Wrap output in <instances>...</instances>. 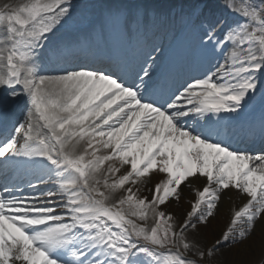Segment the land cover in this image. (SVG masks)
<instances>
[{"label":"snow or ice","instance_id":"snow-or-ice-1","mask_svg":"<svg viewBox=\"0 0 264 264\" xmlns=\"http://www.w3.org/2000/svg\"><path fill=\"white\" fill-rule=\"evenodd\" d=\"M70 2L29 0L0 11V88L16 89L9 92L13 100L23 89L30 106L26 124L15 129L23 132L24 142L17 146L12 139L0 145V159L45 161L65 198V211L59 213L50 205L30 203L40 197L0 195V264H68L56 253L70 256L71 264H209L219 245L246 242L256 223L264 220V155L234 153L210 139L207 122H194L190 128L187 118L237 113L258 89L256 74L264 72V0L226 4L244 23L225 39L242 51L213 74L223 83L213 76L191 82L164 106L143 101L142 85H124L106 73L77 69L43 76L29 67L45 38L69 14ZM208 40H215L213 29ZM149 77L145 69L141 79ZM81 142L83 154L75 155ZM101 150L110 154L97 156ZM111 161L128 171L114 183L105 180L101 191L94 186L100 183L96 174ZM120 167L109 166L106 173L115 176ZM153 174L165 179L155 180L150 202L128 188L115 207L106 206L110 192L141 180L152 183ZM194 179L206 184L174 227V217L163 206L180 203L182 186ZM230 188L248 197L247 203L233 212L216 243L197 255L195 242L185 235L210 222L221 194ZM55 196L54 191L48 194L49 199ZM121 206L134 209L138 220L151 211L156 226L150 233L137 228L116 210ZM181 250L193 258L185 259Z\"/></svg>","mask_w":264,"mask_h":264},{"label":"bare ground","instance_id":"bare-ground-1","mask_svg":"<svg viewBox=\"0 0 264 264\" xmlns=\"http://www.w3.org/2000/svg\"><path fill=\"white\" fill-rule=\"evenodd\" d=\"M144 1L148 2V4L143 2V0H129V1L71 0L70 4L67 5L69 7V14L65 16L56 26V28L45 38L43 45L44 46L48 45V43L56 37L59 36L65 37L67 34H73L76 28L82 27L86 23L94 21L97 16H99L100 19L106 16L108 17V15L114 17L120 11L124 10L128 6V4L136 6V8H138L140 11L144 13L145 10L143 9L145 3L148 9L151 8L150 13L151 14L153 12L155 13L154 14L156 16L155 24L158 33L161 31H165V35L169 36L172 33V31H175L174 28L177 24H180L182 22L183 23L182 27L188 26L189 28L190 23H192L194 19H196V21L199 22L197 24L201 26L199 30L196 29V32H194L197 38L208 35L209 29H213L215 34V40L212 41V45L214 46L213 47L214 51L212 57L208 59V61H211V63H208L207 66L202 70H200L201 66L198 65L197 67L190 66V70H192L191 71L192 76L194 75L195 77L198 78L197 75H200L201 73H206L207 77L213 76V74L217 72L220 67L225 66L224 59H229L232 53L235 56L236 53L242 51L238 46L229 45L225 42L226 37L232 32V30L237 25H242L244 23L241 17L229 11L228 8L226 7V4H228L229 2L236 4L238 3V0H205L206 2L200 6H198L199 3L197 2V0H186V1L164 0V3L161 0H156L158 1V3H160L159 7L153 5L152 3L153 0H144ZM27 2H29V0H0V11H3L6 7L9 9L18 8L19 6ZM175 4H177L178 7L175 8L176 6ZM185 4L186 6L184 12L182 7ZM179 11L183 12L182 15L178 14ZM201 14H204L206 18L203 19L201 17ZM125 18L123 19V21H125ZM194 33L192 36L195 37ZM74 35L75 33L72 36ZM221 38L222 39L224 38V41L223 43H220L218 46L217 40ZM157 39L158 41H156ZM180 39L181 38H179L177 41L178 42L181 41ZM153 43H155L156 45L151 50L153 51L156 50L155 54L151 58L149 57V59L147 58L146 54H144L143 57L140 56L138 63L135 64L132 63L134 65L131 67L133 68L131 69V74H134V72L137 71L140 62H142V64H146V66L150 65L154 56H157L160 53H162L163 48L165 46L164 44L165 38L156 36V38H154ZM207 43L210 44L208 38L205 41L203 40L201 42L200 51L203 54H206L205 50ZM91 44L92 43L90 41L89 36L84 32H81L80 36L78 37L76 36V38H74L72 42L67 43L65 48L66 50L68 49L72 51L76 49L80 50V48L82 47L87 50H94ZM223 44H225L224 47ZM221 48L224 49V54L221 53L222 51ZM41 52L42 51L40 50L39 54H41ZM39 54L34 55L33 60L29 61V67H32L33 70L38 75L54 76V75L63 74L65 72L74 71V70H69V69H73L71 68V66L69 68L68 65L63 63H61V65L59 66L55 65L54 67L51 66L49 68L47 67L48 65L44 63V61L42 60ZM220 59H222L223 63L219 62ZM229 62L231 64L234 61L231 58ZM183 69L184 68H180L178 71H183ZM186 72L188 73L189 69ZM256 76H257V84L259 88L264 83V72L257 73ZM213 78L215 79L216 83L218 84L223 83V81L219 80L215 76H213ZM143 81L145 83L148 82L147 80H143ZM123 82L124 81H121V83ZM141 82L142 80L138 82L136 76V79L134 80V84L139 85V83ZM177 82L178 81H176V83ZM181 82H183V80ZM178 90H181L180 87L178 88ZM263 90L258 92V94L256 95V101H254L253 108L252 107L250 108L248 106V102H249V98H248L242 104L241 109L237 113H232L229 115H224V114L222 115L220 113V114H216L215 116L208 114L204 116L202 120L193 117L191 122L193 123L207 122L205 124V127L207 129H211V133H212L210 139L213 142L219 143L223 145L225 148L232 150L234 153H241L245 155H261L260 153H257L255 151L262 149L264 147V145H262L263 143L259 142L263 140L264 132L260 134L255 130L254 131L247 130L246 132H243L244 128L241 127L239 124H237L236 117L238 115L246 116L252 113L257 103H259L261 100L264 99V95H261L264 93ZM10 91H17V90L16 89L8 90V89L0 88V114L4 115L7 113L6 116L13 118V122L8 123L7 125V127L10 126V128L6 136L0 141V145H3L4 143L12 139H15V141L17 142V146H19L21 142H23L22 140L23 132L18 134L15 131V129L22 124H26L28 119V114L30 111V106L28 104L27 97L23 94V89H19L20 94L17 95V97L14 100L9 97ZM7 110H9V112H7ZM15 121L17 122L16 127H15V123H16ZM188 127L191 128V125ZM40 129L42 131V134H46V130L43 129L42 125H40ZM247 146L249 148L246 149L247 151L240 150L242 148L243 149L246 148ZM84 147H85L84 142H81V144L77 146V148L75 149V155L83 154ZM66 151H68V149H66ZM104 154H110V150L109 153H105L103 150L97 152V156H103ZM7 158L8 157L2 158L5 160L3 162L0 161V185L6 184L7 186H9L8 187L9 191L6 194H3V196L6 199H11L12 197H14L12 191L13 189H16L15 187L17 186L23 187L24 189L23 191L25 194L36 193V191H38L37 188L34 186L31 187L30 182L35 178L36 180L45 179L43 180L45 181V183L42 186L55 190L56 196L54 198L56 200V203L54 204L62 205L63 207H60L59 212L64 213L65 207L62 201L65 198L61 194V191L58 187V180L55 181L51 180L50 165H47L45 161H42L38 158H34L31 159V164H34L36 168V172H37L36 177H34L33 175L27 177V175H24L22 173V171L17 174L13 172L10 176H8L7 173L11 169L9 168L8 165V162L10 161L7 160ZM89 158L90 157H86V159ZM109 166L120 167L119 163L116 161L107 162L104 165V168H102L100 172L96 174V178L100 181V183L94 186L101 191H105V189L103 188V183L105 180H107L109 184L114 183L116 182V180H118L123 174H126L128 171V168L126 166L120 167V171L117 172L115 176H110L106 173V169ZM153 176L155 177V179L152 181V183H146L145 181L141 180L135 186L129 183L125 185L124 189L116 190L114 193L116 194L119 193L118 196H114V193L110 192L109 194L111 198L105 202L106 206L115 207V205L118 203L120 199L125 198L124 193L128 188H133V191L136 192L138 199H146L147 201L150 202L152 199L151 189L155 183V180L165 179V177H163L161 174H153ZM46 181H51V182H46ZM205 184H206V180L204 179L190 180L185 186H182L180 190L182 193V199L180 203L170 201L169 204L163 206V210L167 213V215H171L172 217L176 215L179 216L177 220L178 226L184 220L186 214L190 211V203L195 202L196 200L195 193L201 190ZM95 198L99 199L98 197ZM247 200L248 197H246L245 195L231 188L228 189L225 193L221 194V199L214 211L213 217L210 219V222L206 226L199 225L198 221L195 218H193V221L194 220L195 221L194 222L192 221V223H197L198 227L194 230H189L185 235V239H188L189 242L192 241L195 242L194 243L195 251L198 248L201 251L203 250V248L204 249L209 248L210 246L215 244L218 238L221 236L223 230L228 225V222L233 212L240 210L241 207L247 203ZM202 207L203 205L201 206V209ZM116 210L121 211L122 214L125 216V218L130 220L131 222L133 221L139 222L140 224L138 226L140 228H144L146 230L148 229L149 226L152 225L148 218L149 213H151V211L148 212L144 220H138L134 215H132L134 209H132L130 206H121V208ZM159 210L160 209H158V211ZM129 231H131V229H129ZM215 235H217V238H214ZM204 240L206 242L205 245L203 243ZM251 248H253V250L250 252L249 250ZM220 253L224 254L225 257H227L226 260L233 264H240L241 256H243V258L248 260V262L244 264H264V220L258 221L256 223L255 231L251 235V238L248 239L246 242L233 243L229 245L228 248L221 250ZM180 254L183 255L184 254L183 251H181ZM56 255H59L61 256L62 259L68 261L61 253H56ZM184 256L186 258L191 257L187 254H184ZM68 264H71V262L68 261Z\"/></svg>","mask_w":264,"mask_h":264},{"label":"rangeland","instance_id":"rangeland-1","mask_svg":"<svg viewBox=\"0 0 264 264\" xmlns=\"http://www.w3.org/2000/svg\"><path fill=\"white\" fill-rule=\"evenodd\" d=\"M156 0H153V2H155ZM162 1V0H161ZM206 1L205 0H201V4L202 3H205ZM201 17L204 19V18H206L205 17V15L204 14H201ZM210 18V17H209ZM197 27H199V26H197ZM200 28V27H199ZM204 38V37H203ZM202 37L200 38L201 40H204ZM206 38V37H205ZM220 41H224V38H223V40L222 39H219ZM219 41V42H220ZM231 58L233 57V55H231L230 56ZM229 61V60H228ZM206 77L205 76H201V77H199V78H197V79H194V80H192L191 82H197V81H200V80H203V79H205ZM191 82H188L186 85H185V87L183 88V89H185L188 85H190V83ZM191 125V127H192V122L191 123H188V125L187 126H190ZM41 181H34L33 183H32V185L31 186H33V185H36V186H38L37 188H38V190L39 191H37L36 193H30V194H25V193H23L22 194V192H23V190H22V187H16V189L15 190H13V194H17L18 196H14L13 198H11V199H22V198H30V197H40V200H38V201H30V202H32V203H38V204H40V206H43V205H50V206H52V207H58V205H53L54 203H55V200L53 199V198H51V199H46L47 197H48V194L50 193V192H55V190H52V191H50L48 188H44V187H42V185L41 184H39ZM9 189H8V186L7 185H0V195H2L3 193H5V192H7ZM20 194H22V195H20ZM119 195V193H114V196H118ZM49 198V197H48ZM42 199H44V201L42 200ZM202 212L203 211H205V207L203 206L202 207ZM166 213V212H165ZM166 215H167V213H166ZM178 215H176V216H174V219H173V221H172V224H173V226L174 227H177L178 226ZM148 218H149V220H150V222H151V226H149L148 227V229H146L145 231L146 232H149L150 233V231H151V229L153 228V227H155L156 226V219H155V217L152 215V213H149V216H148ZM177 221V222H176ZM195 221V220H194ZM193 221V222H194ZM176 222V223H175ZM131 223H133V224H135L136 226H137V228H140L138 225L140 224L139 222H137V221H133V222H131ZM214 238H217V235H215L214 236ZM139 243H143V241H138ZM204 245L206 244V242H205V240H204ZM234 242H232L231 240L230 241H228V242H225V243H223V244H221V245H219L218 246V248H217V250L215 251V254H214V257L209 261V264H233V263H230V262H228L227 260H226V258L227 257H225V255L224 254H221L220 253V251L221 250H223V249H226V248H228V246L229 245H231V244H233ZM148 247H151L150 245H148ZM256 248V247H255ZM204 249V248H203ZM155 251H158V252H161V253H166L167 251H168V249H154ZM253 250V248H251L249 251L251 252ZM172 251L173 252H175L176 251V249H172ZM182 251V250H181ZM201 250L198 248V249H196V254L197 255H199V252H200ZM246 255V254H245ZM183 256H184V254H183ZM66 257L69 259L70 258V256H67L66 255ZM184 258L185 259H192L193 257H190V258H186L185 256H184ZM240 259H241V263L240 264H244V263H247L248 262V260H246L245 258H243V256H241L240 257ZM197 264H199V261H197Z\"/></svg>","mask_w":264,"mask_h":264}]
</instances>
